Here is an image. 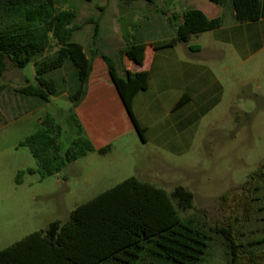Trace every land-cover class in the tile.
Masks as SVG:
<instances>
[{"label":"rangeland","instance_id":"obj_1","mask_svg":"<svg viewBox=\"0 0 264 264\" xmlns=\"http://www.w3.org/2000/svg\"><path fill=\"white\" fill-rule=\"evenodd\" d=\"M58 7L77 12L82 28L74 34L75 41L88 52L98 47L110 54L118 39L116 26L122 32L134 30L131 22L144 26L145 21L154 23L151 15L169 12L159 2L145 0H58ZM97 18L107 44L94 37L95 23L89 21ZM175 22L170 20L173 28ZM244 41L220 42L210 30L185 44L202 49L195 60L209 66L219 81L211 79L207 94L185 107L189 117L183 133L149 134L145 141L136 132L117 141L112 152H89L47 176L31 172L39 169V160L23 143L43 127L50 113L63 127L59 142L65 158L76 137L64 118L70 101L64 92L51 102L22 93L20 87L36 84L34 64L18 68L8 61V70L0 76V250L31 232L46 230L54 221L65 222L79 204L135 176L169 194L178 185L193 192V208L180 213L196 217L211 236L198 264H264V180L256 177L245 184L254 173L264 172V51L248 61ZM216 46L222 50L214 57ZM56 47L53 40L45 54ZM72 71L67 64L49 75L60 91L68 90L63 79ZM166 138L169 143H164ZM79 151L76 147L73 152ZM60 163L58 159L50 165ZM220 227L231 230L235 252L217 232Z\"/></svg>","mask_w":264,"mask_h":264},{"label":"trees","instance_id":"obj_2","mask_svg":"<svg viewBox=\"0 0 264 264\" xmlns=\"http://www.w3.org/2000/svg\"><path fill=\"white\" fill-rule=\"evenodd\" d=\"M147 1L156 4V0ZM210 1L221 4L224 0ZM232 2L239 22L264 18V0ZM169 17L171 22H177L174 24L176 36L164 44L168 46L188 42L191 36L222 25L220 16L209 17L197 8L188 9L181 17L176 13ZM76 20L77 12L59 8L58 0H0V76L8 70V61L18 68L32 62L36 84L28 83L19 90L44 101L68 92L72 102L64 118L75 128L76 137L66 151V160H62L65 158L60 154L59 136L63 127L50 115L42 121L43 127L23 143L39 160V169H31V172L40 171L43 176L62 170L89 152L105 154L111 150L110 145L96 148L84 136L76 114L92 70L84 45L74 40V34L82 28ZM89 22L95 23L97 39L99 22L96 19ZM53 40L57 48L45 54ZM125 51L134 59L140 57L135 45L123 47L121 54ZM94 52L106 61L112 80L143 138L145 129L138 124L132 107L134 97L148 88L147 72L133 73L125 69V74L120 75L109 54L99 49ZM67 64L73 67L71 76L63 79L69 88L60 91L57 80L49 74ZM187 100L188 97L183 96L178 106ZM76 147H80L79 152H73ZM58 159H61L60 164L50 165ZM256 177L264 180V172L254 173L245 184ZM193 203V192L184 186H176L169 194L163 187L130 176L76 206L65 222L54 221L46 230L31 232L2 248L0 264H198L207 253L211 236L196 217H182L180 212L193 208ZM217 232L235 252L237 246L231 230L220 227Z\"/></svg>","mask_w":264,"mask_h":264},{"label":"crops","instance_id":"obj_3","mask_svg":"<svg viewBox=\"0 0 264 264\" xmlns=\"http://www.w3.org/2000/svg\"><path fill=\"white\" fill-rule=\"evenodd\" d=\"M209 1L165 0L164 4L161 0H156V3L163 5L169 14L176 13L179 17L191 8L201 9L209 17L220 16L222 25L213 30L215 37L220 42L225 40L231 43L244 39L248 61L264 51V18L242 23L236 17L232 0H224L221 4L212 2L215 7H212ZM100 9H105V6H100ZM157 12L161 11L157 9ZM150 18L155 19V21L152 19L154 23L145 21L144 26H141L131 22L134 30L130 28L124 32L115 25L118 39L114 42L113 54H110L112 52L108 49L96 48L115 59L120 75L125 74V69L133 73L147 72L148 88L134 97L132 107L138 124L145 129L143 138L141 136L145 141L148 140L149 134L165 137L176 131L183 133L185 119L189 117L184 110L185 107L197 96L207 94L211 79L219 81L209 66L195 60L202 51L199 46H196V49L188 47L185 44L189 41L172 46L164 45L176 36L174 34L176 29L170 23L168 14L155 13ZM100 20V18L96 19L99 23ZM97 38H102L99 31ZM102 41L107 44V40ZM127 45L137 46L140 57L134 59L128 51L122 55L121 49ZM156 45L159 46L156 47ZM215 48L214 57L218 56V52L222 50L220 46ZM85 50L92 62V70L85 95L76 108V114L82 124L84 136L96 148L110 145L109 152H112L117 149L115 145L117 141L124 139L127 135L133 136L138 130L112 80L106 61L94 52L95 49H90L88 52L85 47ZM224 68L228 69V67ZM63 94L68 97V92ZM57 96H51L46 102H51ZM183 96H187L188 100L178 106ZM39 100L44 101L40 98ZM71 105L70 101L68 109L65 110V116ZM48 115L53 116L50 113ZM65 121L69 124L67 118ZM164 141L169 143L167 138Z\"/></svg>","mask_w":264,"mask_h":264}]
</instances>
